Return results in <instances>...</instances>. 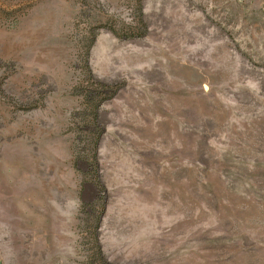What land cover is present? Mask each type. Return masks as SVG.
Segmentation results:
<instances>
[{"label":"rangeland","instance_id":"rangeland-1","mask_svg":"<svg viewBox=\"0 0 264 264\" xmlns=\"http://www.w3.org/2000/svg\"><path fill=\"white\" fill-rule=\"evenodd\" d=\"M0 264H264V0H0Z\"/></svg>","mask_w":264,"mask_h":264}]
</instances>
